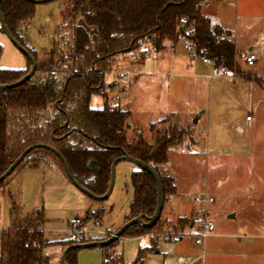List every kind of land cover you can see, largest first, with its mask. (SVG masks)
Listing matches in <instances>:
<instances>
[{
    "label": "trees",
    "instance_id": "16d2710c",
    "mask_svg": "<svg viewBox=\"0 0 264 264\" xmlns=\"http://www.w3.org/2000/svg\"><path fill=\"white\" fill-rule=\"evenodd\" d=\"M204 1L65 0L54 49L38 55L25 42L26 24L33 19L36 4L28 0H1L2 16L9 32L35 58L37 69L24 84L0 89V177L25 150L46 145L61 153L75 180L95 196L105 195L112 163L124 154L148 164L159 175L163 204L175 195V179L162 169L169 163L170 149L184 143L190 137L189 132L170 124L164 130H157L153 142L141 135L130 136L131 113L110 105L104 81L116 56L138 50L152 38L157 53L166 49L167 42L174 47L184 40L196 57L211 62L216 71L245 77L231 32L211 23L203 13ZM0 32H3L1 27ZM30 68L27 59L25 69H0V85L18 82ZM253 79L263 84V79ZM95 95L102 97V108L91 107ZM34 151L14 172L20 167L40 169L43 159L33 156ZM5 184L6 180L1 182L0 189ZM131 184L133 199L125 223L138 217L148 223L158 205L157 184L147 171L138 167L131 174ZM100 213L102 222L104 210ZM10 219L11 227L0 233V264H49L45 250L52 244L46 240L43 214L34 211L20 215L11 197ZM194 225L191 216L168 221L162 211L153 226L129 228L121 238L150 237V244L140 247L129 264H144L147 256L157 253L161 238L175 242L184 236L186 228ZM165 227L172 231L174 240L167 235ZM120 239L103 247V264H125L122 254L108 253ZM104 240L107 238L99 241ZM94 241L72 239L63 247ZM78 250L67 253V264H77Z\"/></svg>",
    "mask_w": 264,
    "mask_h": 264
},
{
    "label": "rangeland",
    "instance_id": "374dc122",
    "mask_svg": "<svg viewBox=\"0 0 264 264\" xmlns=\"http://www.w3.org/2000/svg\"><path fill=\"white\" fill-rule=\"evenodd\" d=\"M202 6L203 13L213 25L231 32L245 77L236 75L224 78L215 74L210 82L204 78L171 79L173 85L180 86L172 101L180 115L178 118H167V123L162 120L156 122L153 132L147 121L162 118L164 97L155 111L149 96H145L141 102L132 103L126 94H120L122 84L114 82L117 85L110 86L109 82L117 77L115 72L119 61L116 57L111 72L105 77L110 105L118 106L120 96L119 106L130 111L132 120L138 121L137 124L143 125L144 135L149 134L154 139L157 130H164L170 124H176L190 134L184 143L170 149L172 165L167 164L162 171L168 170L175 179L178 189L176 200L181 202L176 205L175 214H189L194 218L195 228L191 231L185 229L182 242L170 243L161 238L158 243L160 254L147 256L144 264H201V260L196 259L202 247L195 244V239L204 220L215 227L205 239L211 250L236 252L243 251L247 246L250 264H264V0H205ZM64 8L65 0L36 4L35 15L25 28L28 48L38 55L54 49ZM0 48V69L21 70L27 67L26 56L3 32H0ZM177 49L185 55L189 54L184 43H180ZM250 53L256 57L252 67H248L244 61V57ZM184 71L188 70L182 67L178 69L180 73ZM255 77L263 79V84L257 83L253 79ZM232 80H236L235 84ZM215 84H220V88ZM103 103L102 97L95 95L90 105L99 109ZM193 114L196 116L193 117ZM33 156L43 159L40 169L22 172V167L18 168L9 180L12 178L10 182L13 179L15 182L19 179L20 189L11 192L5 189L6 194L0 197V233L11 227V197L19 207L20 215L37 211L45 216L43 228L46 240L52 244L45 250L49 264H61L63 244L72 240L70 225L77 219L83 223V231L77 240L108 239L113 235L108 230H120L133 199L132 173L127 170L132 163H119L109 198L99 201L72 184L63 165L52 152L36 149ZM197 197L211 202L194 205ZM168 201L169 197L164 203L163 217L172 221L177 217L166 207ZM165 232L174 240L172 231H167L165 227ZM99 234L104 235L97 239ZM242 234L259 238L243 240L241 248L237 241ZM149 243L148 236L121 238L108 253L110 256L122 254L124 263L129 264L135 260L138 249ZM103 255V247L79 249L77 264H103Z\"/></svg>",
    "mask_w": 264,
    "mask_h": 264
},
{
    "label": "crops",
    "instance_id": "0c3cea01",
    "mask_svg": "<svg viewBox=\"0 0 264 264\" xmlns=\"http://www.w3.org/2000/svg\"><path fill=\"white\" fill-rule=\"evenodd\" d=\"M180 43H184L185 50H188L189 54L185 55L181 51H178L177 47ZM116 59L117 62L119 61L117 65V71L115 72L117 77L115 80H112L109 83L110 86H116L117 84H115L114 82H118L120 85L122 84L123 85L121 86L122 92L120 94L122 93L126 94L132 103L141 102L143 99H145V96L146 97L149 96L150 100L153 102L154 105L153 110L155 111L159 108L160 105L159 103L161 102V98L164 97V102L162 103L163 113L160 114L162 118L159 120H148L147 122L150 128L152 124H155L158 121L167 119L169 117L178 118V116L180 115L179 113H177V110L174 109L172 105L173 104L172 101L174 99L175 93H178L180 91V86L179 84L173 85L171 79L181 78V77L192 78V79L204 78L210 82L214 79L215 74L221 76L218 73V71H216L212 67L211 62L204 63L203 59L196 57L193 51L191 50V48L187 45V43L184 40L179 41L174 47L171 45L170 42H167L166 49L159 53L154 51V45L149 41L143 44V46L140 49L120 54L116 56ZM181 67L184 70H188V71H184L183 73L178 72V69ZM221 77L228 78L225 76H221ZM232 81L235 84L236 80H232ZM125 84H128L127 89H125ZM215 85L218 88H220V84H215ZM118 97L119 98L117 104L119 106L121 99L120 96ZM192 116L195 117L196 115L193 114ZM132 118L133 115L131 113L130 130H129L130 136L143 135L145 140H147L148 142H153V139L149 137V134L144 135V131L141 128L143 125L137 124L138 121L135 122V120H132ZM150 128H149V133H150ZM119 165L120 164L117 165V168L119 167ZM168 165L169 166L172 165L170 160ZM27 169L28 168L22 167L21 171L26 172ZM135 169L136 168L133 164L131 168H127V170H129V172L131 173ZM11 179L7 180L5 184V188L0 189V197L6 194L5 191L7 189L10 190V192L13 189L15 191L20 189L21 181H19L18 179L15 182H13L15 180L13 179L12 182H10ZM11 184L12 186H10ZM176 199H177V193L169 197V201L166 203V207L168 208L169 212L175 217L189 216V214H184L181 216L175 214L176 205H178V203L181 204V202L177 201ZM195 200L193 201V203L194 205H197V203H195ZM182 205H184L185 207L184 201L182 202ZM21 209H23V206H21ZM163 209H164V205H163ZM123 224H125V220ZM194 228L195 226L189 227L190 231L194 230ZM108 231H110L111 233L116 232L111 230ZM106 233L107 231L104 234ZM104 234H99V236H96V238L99 239L103 237ZM184 236L181 239L172 243L182 242L184 240ZM241 236L242 238L238 239L237 241L238 245L241 248L243 246L242 245L243 240L245 239L254 240L259 238L256 235H248V234H242ZM205 241L206 240H204V242L201 245H197L195 241V244L197 246L202 247V249L199 250L200 256L196 259V260H201L200 262L201 264H250L249 261L250 256L246 252L248 251V249H246L248 248L247 246L244 247L243 251H241L242 249L237 250L236 252L234 251L227 252V251H222L221 249H214L213 251L211 250L210 244H208V242L206 243ZM64 250L65 248L62 249L61 252L62 254ZM62 254H60L61 257ZM155 254H160V251L158 250L157 253Z\"/></svg>",
    "mask_w": 264,
    "mask_h": 264
},
{
    "label": "water",
    "instance_id": "95a60500",
    "mask_svg": "<svg viewBox=\"0 0 264 264\" xmlns=\"http://www.w3.org/2000/svg\"><path fill=\"white\" fill-rule=\"evenodd\" d=\"M30 2H33L35 4H42V3H47L53 0H28ZM0 27L3 30V33L9 38V40L13 43V45L24 55L26 56V58L31 62V68L29 70V73L24 76L21 80H19L16 83L10 84V85H0V89H7V88H14V87H18L22 84H24L26 81H28L30 78L33 77V75L36 72L37 69V62L35 60V58L29 53V51L27 49H25L19 42H17L14 37L11 35V33L9 32L5 21L3 19L2 16V12H1V0H0ZM150 42L154 45L155 44V39L152 38L150 40ZM47 118H49V113L46 114ZM36 149H46L50 152H52L61 162V164L63 165L65 172L68 176V178L70 179V181L72 182V184L79 189L81 192H83L84 194L88 195L89 197L95 199V200H99V201H104L106 199L109 198L113 187H114V183H115V173H116V168L117 165L123 161H127L132 163L133 165H135L136 167L147 171L155 180L156 184H157V189H158V205L155 211V214L153 217H151L148 221V223H144L143 221V217H138L136 219H133L127 223H125L120 230H118L117 232H115L110 238H108L107 240L104 241H98V242H91V243H86V244H79V245H73L70 247L65 248L62 257H61V264H67L66 262V256L67 253L71 250V249H87V248H93V247H105L110 245L111 243H114L115 241H117L118 239H120L122 237V235L124 234L125 231H127L129 228L133 227V226H146V227H151L154 224H156V222L159 220L161 213L163 211V196H162V187H161V181L159 178V175L155 172V170L149 166L148 164L135 159L127 154H124L123 156L115 159L112 163L111 166V178H110V185L109 188L107 190V192L105 193V195L103 196H95L93 193H91L90 191H88L87 189H85L84 187H82L74 178L71 169L67 163V161L65 160V158L61 155L60 152H58L55 148L50 147V146H46V145H35L32 146L30 148H28L27 150H25L21 156L9 167V169L0 177V183L5 181L7 182V179H9L11 177V174L14 172V170L19 166V164L21 163V161L32 151L36 150Z\"/></svg>",
    "mask_w": 264,
    "mask_h": 264
},
{
    "label": "built area",
    "instance_id": "2783aa9c",
    "mask_svg": "<svg viewBox=\"0 0 264 264\" xmlns=\"http://www.w3.org/2000/svg\"><path fill=\"white\" fill-rule=\"evenodd\" d=\"M203 61H204V63H208L209 61L208 60H206V59H203ZM244 61H245V63H246V65L248 66V67H252V66H254L255 65V63H256V57L253 55V54H247L245 57H244ZM218 73L221 75V76H225V77H228V76H230V77H234V76H236V74H234V73H229V72H227V71H225V70H219L218 71ZM127 79V78H126ZM128 88V84H125V89H127ZM251 118L249 117L248 118V120H250ZM211 202V200H208V199H204V200H202L201 198H197L196 200H195V203H197V204H201V203H210ZM71 232H72V239H77V237H78V235H79V233L81 232V231H83V229H82V226H83V223H82V221L81 220H79V219H77V220H75L73 223H71ZM214 229H215V227H214V225L210 222V221H203V226L201 227V231H200V233L196 236V244L197 245H201L203 242H204V240L206 239V238H208L211 234H212V232L214 231Z\"/></svg>",
    "mask_w": 264,
    "mask_h": 264
},
{
    "label": "flooded vegetation",
    "instance_id": "af4514ba",
    "mask_svg": "<svg viewBox=\"0 0 264 264\" xmlns=\"http://www.w3.org/2000/svg\"><path fill=\"white\" fill-rule=\"evenodd\" d=\"M104 83H105V81H104ZM110 85V84H109Z\"/></svg>",
    "mask_w": 264,
    "mask_h": 264
}]
</instances>
